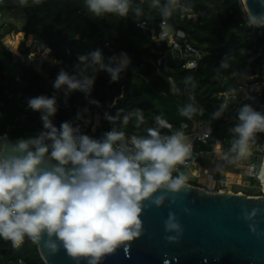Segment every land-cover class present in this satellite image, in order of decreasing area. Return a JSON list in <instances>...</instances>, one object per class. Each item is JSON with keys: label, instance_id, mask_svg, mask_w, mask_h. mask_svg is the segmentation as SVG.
<instances>
[{"label": "clouds", "instance_id": "1", "mask_svg": "<svg viewBox=\"0 0 264 264\" xmlns=\"http://www.w3.org/2000/svg\"><path fill=\"white\" fill-rule=\"evenodd\" d=\"M24 2L20 0L22 6ZM85 6L98 18H126L130 11L137 18L143 15L141 7L132 8V0H85ZM149 7L159 11L162 27L174 12L191 10L180 0H151ZM247 22L250 27L264 26V16L249 14ZM228 56L221 60L220 68L229 67ZM77 59L72 73L58 71L52 81L53 95L27 99V108L40 114L41 129L0 147V239L10 241L13 247H19L25 238L33 243L43 240L51 253L62 247L77 264L81 259L87 264H101L104 257L140 235L146 200L161 188L175 192L185 186L188 177L177 166L191 156L192 145L184 132L172 131V125L160 115L153 117L154 126L144 129L146 134L129 136L124 129L130 122L137 130L145 124L140 108L129 112L117 109L114 114L105 111L103 119L111 127L98 137L82 131L81 124L74 122L87 124V107L77 110L74 120L54 123L59 111L56 91H63L65 104L70 94L80 92L89 104L101 107L99 100L91 98L97 74L105 72L110 83H117L131 64L130 56L123 51L109 57L107 63L100 49ZM191 82L188 77L186 83ZM227 107L225 100L211 118L220 119ZM197 111L194 103H188L180 114L191 118ZM235 119L229 129L233 138L225 154H232L233 162L251 156L258 134L264 133V112L243 104ZM173 172L178 174L173 176ZM258 179L264 183V162L259 166ZM152 202L159 206L163 197ZM175 219L170 213L166 230L179 233ZM168 240L175 242L178 236Z\"/></svg>", "mask_w": 264, "mask_h": 264}, {"label": "trees", "instance_id": "2", "mask_svg": "<svg viewBox=\"0 0 264 264\" xmlns=\"http://www.w3.org/2000/svg\"><path fill=\"white\" fill-rule=\"evenodd\" d=\"M150 2L132 0L133 9L141 7L143 10L139 18L132 11L126 18L114 15L98 18L87 10L85 0H40L39 3L25 0L23 6L20 0H0V12L23 11L20 26L9 20L0 24V100L4 102L0 136L6 134L16 139L38 132L41 129L40 114L27 108V99L54 93L52 81L62 64L43 59L28 62L27 56L31 52L28 43L34 37L42 49H51L49 56L67 63L71 73L79 63V55L96 49L102 51L105 63L109 57L118 56L122 51L131 58V64L117 83H110V77L105 72L97 74L91 98L99 100L101 107L89 104L80 92L70 94L65 104L63 91H56L59 111L54 123L57 125L64 120H74L77 110L87 107L90 110L85 114L87 124L74 122L81 124L82 131L98 137L110 126L103 119L105 111L114 114L117 109L129 112L140 108L144 110L145 124L137 130L130 122L124 129L127 134H146L144 129L154 126L155 115L167 120L172 125V131L179 130L184 134L194 126L190 119L210 121L211 135L206 142H195L190 161L202 165L207 163L208 158L214 155L217 141L229 149L233 138L229 129L237 122V110L243 104H252L256 110L264 112V94L257 95L247 84V78L252 75L264 76V26H240L243 13L241 0H180L181 4L190 5L191 10L174 12L166 23L172 31H183L187 42L200 50L202 57L197 68L189 69L168 53L165 68L157 63V59L161 51L168 50L166 42L158 44L148 30L138 25L145 21L156 31L161 29L162 17L157 9L149 7ZM19 32H23L24 37L19 39L14 52L3 42V38ZM226 55H229V67L220 68ZM11 66L16 69H10ZM188 77L192 78L191 83H186ZM225 100L228 102L227 109L220 119L213 120L211 114ZM188 103H194L198 109L191 118L180 114V109ZM97 111L101 113V118L93 130ZM183 124H186L185 128ZM257 145L263 150H254L248 162L256 164L258 175L264 155V133L258 134ZM231 155L229 153L227 159L233 162ZM186 169L181 165L178 170L184 173ZM177 174L173 172V176ZM257 175L249 178L253 185H259V189L250 188L247 195L262 194ZM187 183L206 187L195 177H188ZM0 264L46 263L37 243L25 238L19 247L0 239Z\"/></svg>", "mask_w": 264, "mask_h": 264}, {"label": "water", "instance_id": "3", "mask_svg": "<svg viewBox=\"0 0 264 264\" xmlns=\"http://www.w3.org/2000/svg\"><path fill=\"white\" fill-rule=\"evenodd\" d=\"M243 3L253 16H264V0ZM190 120L194 126L185 134L188 142L199 125ZM9 140L14 138L0 136V147ZM157 197H163L159 206L152 202ZM170 213L180 225L179 233L166 230ZM140 219V235L101 264H264V195L209 191L186 182L179 191L159 189L143 203ZM175 236V242L168 240ZM37 246L46 264H77L62 247L53 254L43 240ZM79 264L87 262L81 259Z\"/></svg>", "mask_w": 264, "mask_h": 264}, {"label": "built area", "instance_id": "4", "mask_svg": "<svg viewBox=\"0 0 264 264\" xmlns=\"http://www.w3.org/2000/svg\"><path fill=\"white\" fill-rule=\"evenodd\" d=\"M243 13H242V22H240V26L245 24L246 26L250 27L248 24V16L249 13L243 3V0H241L240 3ZM163 24V22H162ZM161 24V29L159 31H156L155 29L151 28L149 24L145 21L139 22L138 25L143 28L144 30H148L151 33V36L155 42L158 44H161L163 42H166L168 50L166 51H161L160 57L157 59L158 64H163L165 68H167V62H168V53L171 54L174 58L182 61V66L189 68V69H195L197 68L199 61L202 57V53L200 50L194 48L191 46L186 39V35L183 31L177 30V31H172L171 28L167 25H164L162 27ZM250 28H255V27H250ZM180 33H183V35H180ZM31 46V52L27 56V61L28 62H35L38 59H43L46 60L50 63H57V64H62L61 69H64L71 73L69 71V65L67 63H64L62 60H57L54 59L53 57L49 56V49L45 48L42 49L39 45H37V39L36 38H31L28 43ZM108 45V43H107ZM18 79V77H17ZM64 94V93H63ZM4 106V102L0 100V118L3 116L2 108ZM101 118V113L97 111L95 115V122L93 125V130L95 127L98 125L99 120ZM183 128L186 127V124L182 125ZM111 126H109L110 128ZM212 128L210 121H203L199 122L197 130L194 132V136L192 141L190 142L192 145V153L191 156L194 153V144L195 142H206V140L209 138L211 135ZM129 136L132 134H128ZM222 142L217 141L215 148L221 149ZM258 150L262 151L263 147L256 145ZM215 153V149H214ZM190 156V157H191ZM190 157L188 160H186L185 164H183L186 168H188L191 171V168L194 166L198 165L200 168H202V172L206 173V179L208 178L211 180L213 183H216L217 186L216 188H212L211 191H229L228 186L230 185V178L229 177H224V176H216L214 173H209L206 169L203 168V165L198 162L190 161ZM181 165H178L177 168L179 169ZM247 175L249 177H253L257 175V166L255 163L250 162L247 167ZM258 176V175H257ZM262 185V194L261 195H254V196H262L264 195V185ZM202 187V186H200ZM203 188H207L203 187ZM210 191V190H209ZM237 192V191H235ZM240 193H243L242 191H238Z\"/></svg>", "mask_w": 264, "mask_h": 264}, {"label": "rangeland", "instance_id": "5", "mask_svg": "<svg viewBox=\"0 0 264 264\" xmlns=\"http://www.w3.org/2000/svg\"><path fill=\"white\" fill-rule=\"evenodd\" d=\"M23 11L22 9H15L11 13L7 11L0 12V24L4 20L12 21L14 24L20 26L23 23L22 20ZM24 34L19 33H11L8 34L3 38V42L12 50L15 52L16 45L20 38H23ZM10 69L15 70V66H11ZM249 82L247 83L252 89L253 92L257 95L264 94V76H260L259 74L252 75L247 78ZM257 146H254L252 149V152L256 149ZM228 148L223 144L221 146V149L215 148L214 155H211L210 158H208L207 163L203 164V168L206 169L209 173H214L216 176H224L230 178V185L228 186L229 192H235V191H242L246 194L247 190L250 188H258L259 185L255 184L253 185L251 182V179L247 175V167L250 162H248V158L241 159L239 161L230 162L228 161L227 157H225V154L227 153ZM255 152V151H254ZM263 162V161H262ZM202 168H200L198 165L191 168V171L187 168L184 171V174L187 177H195L201 184L207 186V190H210L212 188H216L217 184L213 183L208 178L206 179V173L201 171ZM260 181V180H259ZM262 185L260 181V189L262 191ZM257 189V190H258Z\"/></svg>", "mask_w": 264, "mask_h": 264}, {"label": "bare ground", "instance_id": "6", "mask_svg": "<svg viewBox=\"0 0 264 264\" xmlns=\"http://www.w3.org/2000/svg\"><path fill=\"white\" fill-rule=\"evenodd\" d=\"M244 5H245V4H244ZM245 7H246V6H245ZM246 9H247V7H246ZM247 11H248V9H247ZM248 13L251 14L249 11H248ZM251 15H252V14H251ZM263 162H264V159H263Z\"/></svg>", "mask_w": 264, "mask_h": 264}, {"label": "crops", "instance_id": "7", "mask_svg": "<svg viewBox=\"0 0 264 264\" xmlns=\"http://www.w3.org/2000/svg\"><path fill=\"white\" fill-rule=\"evenodd\" d=\"M21 33H23V32H21ZM24 34V33H23ZM20 39H22V38H20Z\"/></svg>", "mask_w": 264, "mask_h": 264}]
</instances>
